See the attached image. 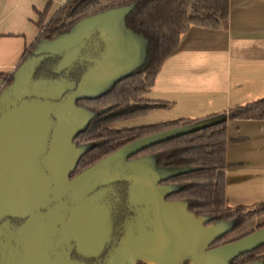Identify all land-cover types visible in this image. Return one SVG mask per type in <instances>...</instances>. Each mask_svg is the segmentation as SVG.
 Wrapping results in <instances>:
<instances>
[{"label":"water","instance_id":"water-1","mask_svg":"<svg viewBox=\"0 0 264 264\" xmlns=\"http://www.w3.org/2000/svg\"><path fill=\"white\" fill-rule=\"evenodd\" d=\"M122 7L121 27L134 40L111 33V9L88 16L68 33L40 41L0 89V264H135L144 258L163 264L161 257L171 249L185 250L193 264H229L230 258L264 244L261 227L209 247L231 222H217L230 224L218 232L217 223L203 225L206 217L189 214L184 203L163 199L173 189L163 190L159 180L184 169L165 168L176 170L159 176L119 167L138 151L220 116L137 138L70 177L84 149L73 138L94 115L76 100L104 92L143 60L144 41L123 27L128 7ZM94 36L102 46L95 56L88 52ZM129 58L136 63L128 65ZM49 59H59L55 74L72 63L83 67L76 80L37 76ZM113 183L125 184L136 215L118 244L98 259L110 241Z\"/></svg>","mask_w":264,"mask_h":264},{"label":"trees","instance_id":"trees-1","mask_svg":"<svg viewBox=\"0 0 264 264\" xmlns=\"http://www.w3.org/2000/svg\"><path fill=\"white\" fill-rule=\"evenodd\" d=\"M49 2L39 16V33L24 51L19 64L40 41L53 40L68 33L81 19L115 7H128L122 18L123 27L144 41V56L138 66L115 80L104 92L76 100L77 105L85 107L94 115L73 138L76 145L85 147L70 177L137 138L220 116L203 128L155 143L128 159L152 156L157 168L184 169L160 179L159 183L174 186L173 190L166 193V198L184 203L195 217H206L204 222L207 225L220 221L231 222L230 227L216 239L218 243L227 242L224 241L226 234L248 220L264 215V205L228 208L224 195V170L234 165L226 160V123L232 119L262 117L264 99L200 119L180 118L132 127H110L111 123L166 107L159 101L143 100L142 95L153 86L160 65L176 50L180 36L190 26L216 29L224 24L228 17V0H65L43 23ZM12 74L6 77L4 86L11 82ZM261 227H264V221L255 229ZM255 261L264 264V244L230 258L228 263L249 264ZM135 264L152 263L139 260ZM178 264L193 263L190 258H183Z\"/></svg>","mask_w":264,"mask_h":264},{"label":"crops","instance_id":"crops-1","mask_svg":"<svg viewBox=\"0 0 264 264\" xmlns=\"http://www.w3.org/2000/svg\"><path fill=\"white\" fill-rule=\"evenodd\" d=\"M64 1L50 0L43 23ZM47 2L0 0V89L36 39ZM117 28L119 38L134 40ZM101 48L95 42L88 52L95 56ZM142 99L166 107L134 118L133 126L200 119L264 99V0H228V17L219 28L190 26ZM226 136V160L234 165L224 170L225 206L264 205V115L229 120Z\"/></svg>","mask_w":264,"mask_h":264},{"label":"flooded vegetation","instance_id":"flooded-vegetation-1","mask_svg":"<svg viewBox=\"0 0 264 264\" xmlns=\"http://www.w3.org/2000/svg\"><path fill=\"white\" fill-rule=\"evenodd\" d=\"M58 61L59 59H49V60L44 61L42 65L40 66V68L38 69L40 76H47V77H61L62 76V77H65L71 80H76L78 78L82 70L83 64L79 62L72 63L68 68H64L61 71H58L57 74H55L52 72V70L56 69L58 65ZM111 187L113 189V192L112 194L108 196V201L110 203V222H111L110 241L106 245L105 251L98 257V259H102L107 250L115 247L118 244V242L124 235L127 226L129 225L128 223H131L136 215L135 209L128 206V202H127L128 194L125 191V184L124 183H113ZM163 199L166 201H176L173 199L166 198V194L163 196ZM185 210L189 214H191L186 208ZM203 225H207V224L203 222ZM236 239L237 238L230 239V241H234ZM224 241L230 242L229 240H224ZM227 242L218 243L215 240L209 247L219 246ZM178 250L179 249H171L168 255L161 257L162 260L165 259L164 260L165 262L163 264H176L174 260V256ZM75 258L82 260L81 258L77 256ZM184 258H189V257L186 256ZM83 260H86L89 263L96 261L95 259H83ZM139 260H144L148 262L150 261L149 258H144V259H139Z\"/></svg>","mask_w":264,"mask_h":264},{"label":"rangeland","instance_id":"rangeland-1","mask_svg":"<svg viewBox=\"0 0 264 264\" xmlns=\"http://www.w3.org/2000/svg\"><path fill=\"white\" fill-rule=\"evenodd\" d=\"M125 9L123 7H115L111 9V16H110V24H111V33L116 35L117 37L121 34L118 25L119 23V19L120 16L122 14V12ZM121 22V21H120ZM123 36V35H121ZM135 62V60L133 61V59H130L128 62V65L133 64ZM134 118L132 119H126V120H122V121H118V122H114L110 124L111 128H124V127H131L134 124ZM77 146H81V148H84L85 146L82 145H77ZM119 167H121L122 169H132V168H143V169H148V170H152V171H156L157 174L159 176H163L169 173L174 172L176 169H165V168H156L154 165V161L153 158L151 156H147V157H143V158H139V159H131V160H125L123 162L122 165H120ZM160 187L163 188V190H171L174 189L175 187L173 186H165V185H159ZM264 221V215L262 216H258V217H254L250 220H248L246 223H244V225H242L241 227L229 232L228 234H226V237L224 238V240H230V239H234V238H238L244 234H248L250 232H252L253 230H255V226L261 222ZM230 224L227 223H217L215 224L216 230L218 232H221L223 230H225ZM188 256L186 254L185 250H178L175 253L174 256V260L175 263L177 264L182 258Z\"/></svg>","mask_w":264,"mask_h":264}]
</instances>
